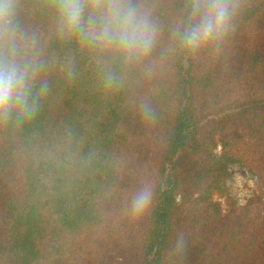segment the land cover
<instances>
[{"label": "trees", "instance_id": "trees-1", "mask_svg": "<svg viewBox=\"0 0 264 264\" xmlns=\"http://www.w3.org/2000/svg\"><path fill=\"white\" fill-rule=\"evenodd\" d=\"M180 7L156 0L162 46ZM21 19L40 37L50 91L32 121L0 129V264H264V0H246L219 53L158 52L150 76L119 90L57 38L44 0H23ZM232 165L257 182L242 207L227 196ZM145 185L153 201L134 218Z\"/></svg>", "mask_w": 264, "mask_h": 264}, {"label": "clouds", "instance_id": "clouds-1", "mask_svg": "<svg viewBox=\"0 0 264 264\" xmlns=\"http://www.w3.org/2000/svg\"><path fill=\"white\" fill-rule=\"evenodd\" d=\"M52 28L61 41L87 50L103 87L119 90L137 73L150 76L156 57L203 52L219 53L235 32L246 0H181L178 15L168 29L166 46L156 0H44ZM23 0H0V129L21 128L40 111L50 91L44 78L48 59L36 32L22 22ZM68 76L72 67L68 66ZM144 119L155 111L142 101ZM153 201L145 185L130 202V213L144 215ZM185 239L179 235L173 252L182 259Z\"/></svg>", "mask_w": 264, "mask_h": 264}, {"label": "rangeland", "instance_id": "rangeland-1", "mask_svg": "<svg viewBox=\"0 0 264 264\" xmlns=\"http://www.w3.org/2000/svg\"><path fill=\"white\" fill-rule=\"evenodd\" d=\"M216 153L218 154L219 150ZM228 169L230 179L227 181V196L236 207H242L256 192L257 182L253 176L238 165L229 166ZM212 199L220 202L222 214L228 213L229 208L226 205V198L221 197L219 194H214Z\"/></svg>", "mask_w": 264, "mask_h": 264}]
</instances>
